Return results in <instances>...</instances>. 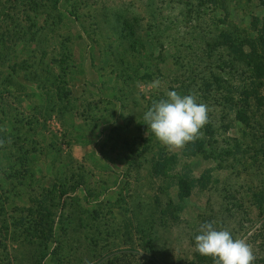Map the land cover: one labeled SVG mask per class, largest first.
I'll return each instance as SVG.
<instances>
[{"label":"rangeland","instance_id":"374dc122","mask_svg":"<svg viewBox=\"0 0 264 264\" xmlns=\"http://www.w3.org/2000/svg\"><path fill=\"white\" fill-rule=\"evenodd\" d=\"M57 1L0 0V264H214L205 222L264 264V72L218 43L254 39L264 0ZM168 91L209 108L192 155L143 120ZM157 146L189 192L151 171Z\"/></svg>","mask_w":264,"mask_h":264},{"label":"clouds","instance_id":"9594fccd","mask_svg":"<svg viewBox=\"0 0 264 264\" xmlns=\"http://www.w3.org/2000/svg\"><path fill=\"white\" fill-rule=\"evenodd\" d=\"M159 84L158 80L153 81L151 87L158 88ZM208 112V106L198 103L195 94L181 96L176 91H168L166 98L152 103L143 120L160 143L169 150H179L200 137L201 129L208 122ZM195 250L211 257L214 264H252L254 260L247 238L234 239L229 230H217L214 222L200 225Z\"/></svg>","mask_w":264,"mask_h":264},{"label":"trees","instance_id":"16d2710c","mask_svg":"<svg viewBox=\"0 0 264 264\" xmlns=\"http://www.w3.org/2000/svg\"><path fill=\"white\" fill-rule=\"evenodd\" d=\"M55 2H58L57 0H53ZM54 2V3H55ZM49 10L53 9L56 10V4L48 6ZM71 8V7H70ZM69 8V9H70ZM72 13V12H70ZM257 23L259 24L256 31V37L254 39L248 37L247 40L238 39L237 35L231 34V32L226 31H220L219 32V41L218 43L223 44L225 47H228V52L233 53L237 56L243 57L247 59V65L250 70L251 76H258V74H262L264 72V62L262 61V56L259 54L258 51H256L257 46L253 49L254 43L258 44L259 48L264 50V15H262L260 18H254ZM228 28H225L223 30H227ZM245 41H251L253 42L252 50H249L248 52H245L242 48V45L245 43ZM245 92H241L243 95ZM251 93L250 95L253 96L254 100L256 102H259L257 94L251 89L249 91ZM68 95V92H63L62 97H65ZM63 107H66L64 104ZM237 119H243L244 116L238 114ZM264 140H262L259 149L261 152V156L264 159ZM201 140L196 139L194 142H189L186 144L182 149H180L179 154L186 155H192L194 151L201 150ZM177 155L176 153H168L165 152L163 149H161L159 146H157V150L154 154V158H152L150 169L154 173H160L163 176L168 177L169 179L173 180L174 189L179 191V194L182 193L185 194L186 192H189L192 188L195 178L192 175H189L188 173V166L182 165L180 168V172H173L174 167L177 163ZM61 192H59L60 194Z\"/></svg>","mask_w":264,"mask_h":264}]
</instances>
